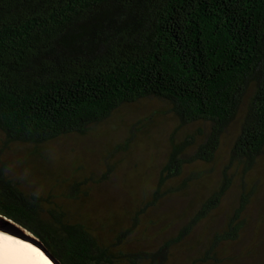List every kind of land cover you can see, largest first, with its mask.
Masks as SVG:
<instances>
[{
	"label": "trees",
	"instance_id": "trees-1",
	"mask_svg": "<svg viewBox=\"0 0 264 264\" xmlns=\"http://www.w3.org/2000/svg\"><path fill=\"white\" fill-rule=\"evenodd\" d=\"M146 98L166 100L179 127L203 123L209 132L200 143L172 135L168 162L156 177L144 174L155 185L129 186L128 201L116 203L104 186H87L86 177L70 182L61 171L45 173L54 182L48 190L24 186L9 171L13 161H0V213L61 264H161L233 180L225 175L180 234L157 248L144 243V226L155 222L150 213L166 194L193 186L202 172L176 183L181 167L215 162L234 123L229 163L244 172L257 164L264 154V0H0L4 147L27 145L28 157L46 159V145L86 136ZM131 134L110 156L130 150L138 137ZM107 166L89 179L103 181L117 162ZM99 187L107 197L96 196Z\"/></svg>",
	"mask_w": 264,
	"mask_h": 264
},
{
	"label": "rangeland",
	"instance_id": "rangeland-1",
	"mask_svg": "<svg viewBox=\"0 0 264 264\" xmlns=\"http://www.w3.org/2000/svg\"><path fill=\"white\" fill-rule=\"evenodd\" d=\"M167 109L168 102L164 99H143L122 108L110 121L86 136H66L46 145L43 151L47 158L41 160L27 156V145L4 147V134L0 130V161H13L9 171L22 179L24 186L48 190L43 186H54V182L45 173L61 171L70 182L86 177L87 186H104L116 203L128 201L129 186H137L136 189L141 191L152 183L144 174L154 173L156 177L168 162L172 135L177 141L194 135L200 143L209 132L203 123L179 127ZM238 128L236 122L224 134L215 162L196 161L182 166L176 183L194 171L202 172V175L193 181L186 193L166 194L150 213L155 222L149 229L144 226L148 233L144 243L157 248L180 234L214 188L223 182L225 175L233 180L218 207L170 245L161 264H264V154L246 172L243 165L230 164L231 141ZM131 131L138 137L130 150L110 156L114 146L131 136ZM194 150L195 146L188 147L187 154ZM108 161L117 162L115 170L102 178L103 181L96 183L89 179L91 175L98 179L105 174ZM78 164H83L84 168L76 171ZM68 183L60 185L69 186ZM243 183L250 192L246 197ZM105 190L97 188L96 196L107 197L102 196Z\"/></svg>",
	"mask_w": 264,
	"mask_h": 264
},
{
	"label": "bare ground",
	"instance_id": "bare-ground-1",
	"mask_svg": "<svg viewBox=\"0 0 264 264\" xmlns=\"http://www.w3.org/2000/svg\"><path fill=\"white\" fill-rule=\"evenodd\" d=\"M0 264H56L38 245L0 231Z\"/></svg>",
	"mask_w": 264,
	"mask_h": 264
},
{
	"label": "water",
	"instance_id": "water-1",
	"mask_svg": "<svg viewBox=\"0 0 264 264\" xmlns=\"http://www.w3.org/2000/svg\"><path fill=\"white\" fill-rule=\"evenodd\" d=\"M27 229L13 221L12 219L8 218L4 214L0 213V231L18 235L20 237H23L34 244L38 245L44 252L56 263L61 264L59 260L54 258L52 254L46 249L43 245V243L31 232H29Z\"/></svg>",
	"mask_w": 264,
	"mask_h": 264
}]
</instances>
